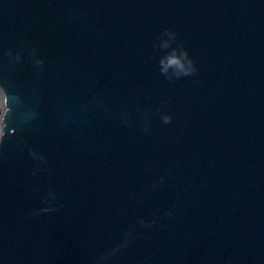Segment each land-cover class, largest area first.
Returning a JSON list of instances; mask_svg holds the SVG:
<instances>
[{
    "label": "water",
    "instance_id": "water-1",
    "mask_svg": "<svg viewBox=\"0 0 264 264\" xmlns=\"http://www.w3.org/2000/svg\"><path fill=\"white\" fill-rule=\"evenodd\" d=\"M0 87V264H264V0H0Z\"/></svg>",
    "mask_w": 264,
    "mask_h": 264
},
{
    "label": "clouds",
    "instance_id": "clouds-1",
    "mask_svg": "<svg viewBox=\"0 0 264 264\" xmlns=\"http://www.w3.org/2000/svg\"><path fill=\"white\" fill-rule=\"evenodd\" d=\"M182 55H183V53H182ZM186 64H187V67L184 68L185 72H189V71L194 70L190 60H186ZM5 103H6V94L3 90V88L0 87V121H2L4 112L7 111V109L5 107ZM165 119H167V117H165ZM9 131H11V129ZM0 136H3V125H2V123H0Z\"/></svg>",
    "mask_w": 264,
    "mask_h": 264
}]
</instances>
